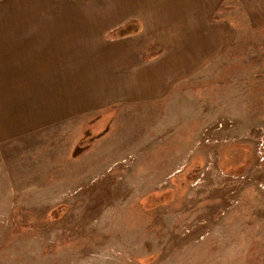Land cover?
I'll list each match as a JSON object with an SVG mask.
<instances>
[{"label": "rangeland", "instance_id": "rangeland-1", "mask_svg": "<svg viewBox=\"0 0 264 264\" xmlns=\"http://www.w3.org/2000/svg\"><path fill=\"white\" fill-rule=\"evenodd\" d=\"M254 5L210 0V19L234 37L172 88L173 106L116 107L72 134L0 150V264H264Z\"/></svg>", "mask_w": 264, "mask_h": 264}, {"label": "crops", "instance_id": "crops-1", "mask_svg": "<svg viewBox=\"0 0 264 264\" xmlns=\"http://www.w3.org/2000/svg\"><path fill=\"white\" fill-rule=\"evenodd\" d=\"M253 8L264 14V0ZM213 11L210 0H0V150L170 102L231 44Z\"/></svg>", "mask_w": 264, "mask_h": 264}, {"label": "flooded vegetation", "instance_id": "flooded-vegetation-1", "mask_svg": "<svg viewBox=\"0 0 264 264\" xmlns=\"http://www.w3.org/2000/svg\"><path fill=\"white\" fill-rule=\"evenodd\" d=\"M190 173H191V172H190ZM197 174H199V172H197ZM184 178H185V177H184ZM181 185H182V183H180V184H179V186H181ZM185 186H187V185H185ZM180 188H182V189H183L184 187H180ZM182 189H181V190H182ZM167 190H168V191H170V192L172 191V189H171V188H169V189H167ZM163 198H164V194H162V193H161V194H159V198H156V200H155V201H156V203H162V201H163ZM160 205H161V204H160Z\"/></svg>", "mask_w": 264, "mask_h": 264}, {"label": "trees", "instance_id": "trees-1", "mask_svg": "<svg viewBox=\"0 0 264 264\" xmlns=\"http://www.w3.org/2000/svg\"><path fill=\"white\" fill-rule=\"evenodd\" d=\"M121 34H124L125 33V31H124V29L123 30H121V32H120Z\"/></svg>", "mask_w": 264, "mask_h": 264}, {"label": "built area", "instance_id": "built-area-1", "mask_svg": "<svg viewBox=\"0 0 264 264\" xmlns=\"http://www.w3.org/2000/svg\"><path fill=\"white\" fill-rule=\"evenodd\" d=\"M263 155H262V158L264 157V150H263V152H261Z\"/></svg>", "mask_w": 264, "mask_h": 264}]
</instances>
